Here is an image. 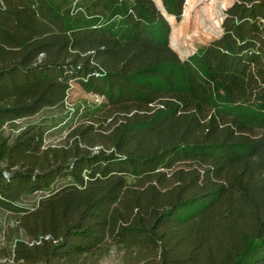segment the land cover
Wrapping results in <instances>:
<instances>
[{
	"label": "trees",
	"instance_id": "obj_1",
	"mask_svg": "<svg viewBox=\"0 0 264 264\" xmlns=\"http://www.w3.org/2000/svg\"><path fill=\"white\" fill-rule=\"evenodd\" d=\"M161 2L0 0V210L14 218V264L113 252L120 264H264V0H236L222 35L186 59L169 43L185 0ZM73 82L123 113L102 140L86 125L47 146L42 122L4 135L65 106Z\"/></svg>",
	"mask_w": 264,
	"mask_h": 264
},
{
	"label": "rangeland",
	"instance_id": "obj_2",
	"mask_svg": "<svg viewBox=\"0 0 264 264\" xmlns=\"http://www.w3.org/2000/svg\"><path fill=\"white\" fill-rule=\"evenodd\" d=\"M236 0H196V6L187 4L185 0L180 19L174 15L169 18L171 31L170 46L178 52L182 59H186L199 48L219 38L223 33L222 22L225 11ZM161 8V0H156ZM118 109L110 107L106 100L96 94L87 93L79 83L73 82L65 106L44 107L32 116L19 118L7 122L4 126V135L14 138L22 128L30 123L42 122L47 127L45 144L52 146L68 145L74 140L73 134L81 126L92 125L93 135L98 140L107 133L114 120L121 117ZM92 142V140H89ZM101 145L90 147L97 151ZM59 179L55 188L64 183ZM43 192H36L23 200L25 205L35 204ZM14 223L10 212L0 210V264H14L10 258L5 242V235L9 224ZM101 264H120V256L113 252Z\"/></svg>",
	"mask_w": 264,
	"mask_h": 264
}]
</instances>
